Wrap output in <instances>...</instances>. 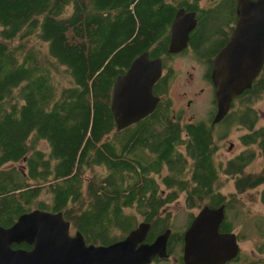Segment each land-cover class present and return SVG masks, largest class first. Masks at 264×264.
I'll use <instances>...</instances> for the list:
<instances>
[{"label":"trees","instance_id":"1","mask_svg":"<svg viewBox=\"0 0 264 264\" xmlns=\"http://www.w3.org/2000/svg\"><path fill=\"white\" fill-rule=\"evenodd\" d=\"M203 1L0 0V225L11 226L34 209L62 211L71 231H81L89 243H113L143 221L152 225L150 243L173 227L165 207L182 193L190 208L225 204L228 218L232 210L238 213L237 194L249 189L260 188L264 204V163L248 169L258 155L264 158L256 108L264 96V67L215 125L216 106L209 123L184 122L168 98L176 70L167 59L189 53L206 66L209 80L213 59L234 30L238 0ZM180 8L196 12L197 26L188 47L171 54V26ZM145 51L163 59L153 89L160 101L139 122L117 129L115 81ZM234 125L243 130L246 149L217 162L215 127L221 126L223 138ZM19 161L21 168L6 166ZM163 171L165 189L154 177ZM224 178L234 181L236 192L222 191ZM228 218L222 231L234 229Z\"/></svg>","mask_w":264,"mask_h":264},{"label":"water","instance_id":"2","mask_svg":"<svg viewBox=\"0 0 264 264\" xmlns=\"http://www.w3.org/2000/svg\"><path fill=\"white\" fill-rule=\"evenodd\" d=\"M196 26V12L180 8L171 26L169 53L185 50ZM163 66L162 58L145 51L117 77L111 102L117 129L139 122L155 110L160 96L153 89ZM263 67L264 0H238L235 28L213 59L208 77L217 105L212 125L224 119L234 97L252 87ZM226 217L225 204L200 209L185 232L184 264H226L239 256L238 234L221 231ZM150 229L151 224L143 221L113 243H89L81 231H71L62 211L34 209L20 215L11 226L0 225V264H151L169 257L172 229L149 243ZM24 243L30 249L13 247Z\"/></svg>","mask_w":264,"mask_h":264},{"label":"rangeland","instance_id":"3","mask_svg":"<svg viewBox=\"0 0 264 264\" xmlns=\"http://www.w3.org/2000/svg\"><path fill=\"white\" fill-rule=\"evenodd\" d=\"M207 0L203 1L206 3ZM189 53L179 55L174 57L172 60L167 59L169 63L176 70L175 78L172 80L169 90L168 98L172 100L173 111L182 113L183 121H200L205 120L209 123L210 117L212 115L211 110L214 109L215 103L213 101L215 93L214 87L211 81L205 77L206 66L192 59ZM63 74V72H62ZM57 80L61 84L67 83L66 78L63 79L57 77ZM203 90L200 97L198 98V103L196 106H191L186 108V101L184 98L189 97V93L193 90ZM187 92V95L184 93ZM186 108V109H185ZM256 108L259 112V125H264V96L256 104ZM185 109V110H182ZM221 126H216L214 130L215 142L218 145V151L216 154V161H224L233 158L241 151L246 149L240 141V135L243 133L239 126L234 125L231 127L230 131L226 136L221 138L223 132ZM232 145V148L230 146ZM38 146L43 151H48L49 146L45 140H38ZM255 148V147H253ZM264 163V158L260 155L255 159V161L248 167V169H257ZM24 165L23 161L16 163H9L6 166H16L21 168ZM104 171L101 167H92L91 170ZM166 172L155 173V179L162 185L161 189H165L166 186L162 183V179ZM89 177V176H88ZM225 187L222 191L226 194L230 192H236L234 186V181L228 178H224ZM238 200V213L235 214V210H232L230 219L234 224V231L238 234L239 243L241 247V260L239 264H249L253 263L264 264V252L261 253L257 249V242L259 241V224L263 221L262 226L264 227V204L260 199V188L249 189L244 193L237 194ZM42 199L49 201L50 194L44 193L41 196ZM201 209V208H200ZM199 208H190L187 202V196L182 193L180 197L173 203L165 207L166 211H170L174 216L173 227L174 231L184 232L187 229V222L190 219L191 214H197L200 210ZM180 247H173L170 252V257L162 259L160 261H155V264H183L180 262L178 255L180 254Z\"/></svg>","mask_w":264,"mask_h":264},{"label":"flooded vegetation","instance_id":"4","mask_svg":"<svg viewBox=\"0 0 264 264\" xmlns=\"http://www.w3.org/2000/svg\"><path fill=\"white\" fill-rule=\"evenodd\" d=\"M237 15H238V6H237ZM237 20H238V18L236 19V22H237ZM236 25V24H235ZM235 28V27H234ZM164 67V66H163ZM163 74V73H162ZM202 91L203 90H197V89H195V90H193V91H191L190 93H189V97L188 98H184V101L185 100H187L186 101V108L187 107H191V106H196V104L198 103V98L200 97V95H201V93H202ZM188 93L187 92H185L184 93V95H187ZM158 95V94H157ZM213 101L215 102V106H217L216 105V99H215V96H214V99H213ZM185 108V109H186ZM215 108V107H214ZM185 109H182V110H185ZM214 111V109L213 110H211V113ZM174 114L175 115H181L182 116V113L181 112H179V114H177V112L176 111H174ZM211 117H212V115H211ZM210 117V118H211ZM214 140H215V138H214ZM162 192L163 193H165V190H162ZM200 211V210H199ZM226 214H228L227 213V208H226ZM195 216H196V214H194V215H192V219H191V221H190V219L188 220V222H187V229H188V227H189V225L191 224V222L193 221V219L195 218ZM228 217H226V219H227ZM141 221H143V220H141ZM225 222V221H224ZM189 223V224H188ZM224 224V223H223ZM223 224H222V226H223ZM222 226H221V231H222ZM151 227H152V225H151ZM169 228H171L172 229V234H171V236H170V240H169V244L171 243V246H172V249H173V247H180L181 249H180V254L178 255V257H179V260H180V262H183V264H184V261H183V253H184V241H185V232H184V234H182V239H181V237L180 236H177L175 233H178V231H174V229L172 228V227H169ZM186 229V230H187ZM223 232H235L234 231V229L232 230V231H223ZM148 241V240H147ZM14 248H24L23 246H20V245H14L13 246ZM26 249V248H25ZM168 249H169V245H168ZM240 252H241V247H240ZM168 253H169V257H170V251L168 250ZM168 257V258H169ZM160 260H162V259H158L157 258V262L158 261H160ZM240 260H241V254H239V256H237L235 259H233V260H231V261H229L228 263H226V264H239V262H240ZM154 263H155V261H154ZM153 264V263H152Z\"/></svg>","mask_w":264,"mask_h":264}]
</instances>
